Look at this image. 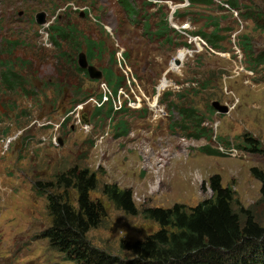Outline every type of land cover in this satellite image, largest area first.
<instances>
[{"label": "rangeland", "instance_id": "obj_1", "mask_svg": "<svg viewBox=\"0 0 264 264\" xmlns=\"http://www.w3.org/2000/svg\"><path fill=\"white\" fill-rule=\"evenodd\" d=\"M212 1L145 7L131 0L139 14L129 18L117 0H0V264H74L40 236L50 219L45 196L34 188L73 164L96 172L101 183L130 189L137 208L193 207L210 197L201 185L217 174L239 204L254 206L262 219L256 204L260 183L250 169L264 172V67L249 65L251 54L243 55L238 38L246 36L254 54L264 50V33L246 19L254 11L264 15V0ZM214 22L221 29V51L199 35L209 34ZM159 24L167 28L165 35L157 36ZM54 25L74 27L101 44L86 74L74 69L85 54L84 45L75 44L82 39L56 49L48 37ZM112 54L124 84L115 96L106 94L108 101L93 117L98 96H105L104 81L94 74ZM7 72L23 90L4 82ZM108 102L113 112L121 109L111 120L105 119ZM181 108L194 111L204 138L191 137L195 127L181 117ZM118 120L129 129L120 138L113 131ZM243 134L257 140L262 153L238 149ZM90 197L105 209L102 225L87 235L95 247L126 258L120 241L143 240L158 230L141 215L116 210L99 193Z\"/></svg>", "mask_w": 264, "mask_h": 264}, {"label": "trees", "instance_id": "obj_2", "mask_svg": "<svg viewBox=\"0 0 264 264\" xmlns=\"http://www.w3.org/2000/svg\"><path fill=\"white\" fill-rule=\"evenodd\" d=\"M139 1L145 7L162 1L183 2V0ZM186 1L192 7L213 4L212 0ZM117 3L127 17L138 16L139 12L131 0H117ZM231 6L232 9L238 10L233 2ZM246 19L255 22L264 33L263 14L254 11ZM211 27L212 31L209 34L199 35L210 48L221 51L219 45L222 40L218 36L220 26L214 22ZM166 29L159 24L157 36L165 35ZM50 30L48 37L56 49L61 48V43L73 44L82 39L81 43L75 44L84 45L88 64L102 52L100 43L79 35L74 27L54 25ZM238 47L243 55L248 57L251 54L248 58L250 66L264 67V50L254 54L251 41L246 36L238 38ZM114 65L112 54L108 66L103 68L101 73L102 80L115 96L123 87L124 79L114 71ZM74 69L80 74H86L78 65H75ZM3 79L9 87L23 90V84L15 81L10 72L5 73ZM98 101H102L101 96H98ZM108 103L105 119L111 120L112 114L120 113L121 109L113 112L110 102ZM101 106L95 109L93 117L100 113ZM179 114L186 118V121L189 120L190 125H194L191 127H195L191 137L195 140L205 137V132H200L201 122L193 116V110L181 108ZM113 131L116 138L129 133L126 122L120 120L113 125ZM237 139L238 149L253 154L262 153L259 142L248 134H243ZM199 151L209 156L221 155L209 148H199ZM250 173L260 183V196L256 204L262 207V219L256 218L254 206L247 208L241 206L233 190L229 186H222L221 178L217 174L209 177L207 182L201 185L203 191L206 188L210 190V197L193 207L175 203L169 208H137L130 189H122L116 184L101 183L96 172L86 166L73 164L58 171L51 180L37 181L34 184L37 194L45 196L46 211L50 219L49 225L40 236L47 240L51 251L59 253L65 261L74 264H264V172L258 168H251ZM92 192L99 193L116 210L126 215H141L144 219L154 222L158 230L143 240L120 241L119 251L127 253L129 256L126 258L95 247L87 235L102 225L105 209L101 201L90 197Z\"/></svg>", "mask_w": 264, "mask_h": 264}, {"label": "water", "instance_id": "obj_3", "mask_svg": "<svg viewBox=\"0 0 264 264\" xmlns=\"http://www.w3.org/2000/svg\"><path fill=\"white\" fill-rule=\"evenodd\" d=\"M43 21H44V17H43V15L42 14H39L38 16H37V22L39 23V24H42L43 23ZM79 62H78V65H79V67L81 68V69H86L87 67H88V62H87V58H86V55L85 54H80L79 55V60H78ZM94 76H95V78L97 79H100V78H102V73L100 72V73H98V72H96L95 74H94ZM213 107L214 108H216V109H218V110H220V111H222V112H224L225 111V108H220L219 106H218V104L217 103H214L213 104Z\"/></svg>", "mask_w": 264, "mask_h": 264}, {"label": "built area", "instance_id": "obj_4", "mask_svg": "<svg viewBox=\"0 0 264 264\" xmlns=\"http://www.w3.org/2000/svg\"><path fill=\"white\" fill-rule=\"evenodd\" d=\"M174 11H175V10H172V13H173ZM42 34H43V29H42ZM197 42L201 44V42H200V38L197 39ZM101 87H104V88H105V96H103L102 101H100V102L97 104L98 107L101 106L105 101L108 100V97H106V94H107V93L112 97V94H111L109 88L106 86V84H105L104 82L101 84ZM119 109H120V106H119ZM119 109H117V110H119ZM88 128H89L88 124L83 123V129L87 131ZM218 149H219L222 153H225V151H224V149H223L222 147H221V148H218ZM226 153H236V151H235V150H227ZM236 154H237V153H236Z\"/></svg>", "mask_w": 264, "mask_h": 264}, {"label": "bare ground", "instance_id": "obj_5", "mask_svg": "<svg viewBox=\"0 0 264 264\" xmlns=\"http://www.w3.org/2000/svg\"><path fill=\"white\" fill-rule=\"evenodd\" d=\"M43 35H44V32H43ZM200 40H201V39H200ZM176 63L179 64L180 62H179V61H176ZM154 106H155V105H153V107H154ZM236 152H237V151H236Z\"/></svg>", "mask_w": 264, "mask_h": 264}]
</instances>
